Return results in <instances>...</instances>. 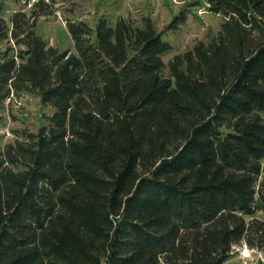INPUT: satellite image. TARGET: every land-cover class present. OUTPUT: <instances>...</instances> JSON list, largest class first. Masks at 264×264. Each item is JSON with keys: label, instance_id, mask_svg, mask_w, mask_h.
<instances>
[{"label": "trees", "instance_id": "1", "mask_svg": "<svg viewBox=\"0 0 264 264\" xmlns=\"http://www.w3.org/2000/svg\"><path fill=\"white\" fill-rule=\"evenodd\" d=\"M20 1L0 0V123L22 93L54 112L0 145V264H227L238 246L262 251L264 0H206L220 30L174 55L169 75L173 47L149 17L68 21L75 51L61 52L35 31L57 0L3 17Z\"/></svg>", "mask_w": 264, "mask_h": 264}, {"label": "rangeland", "instance_id": "2", "mask_svg": "<svg viewBox=\"0 0 264 264\" xmlns=\"http://www.w3.org/2000/svg\"><path fill=\"white\" fill-rule=\"evenodd\" d=\"M8 2L3 14L7 20L19 9L27 13L31 4ZM185 16V21L177 30L169 29L170 22L176 17ZM119 17L130 19L138 26L150 18L160 32H165V39L173 49L163 55L164 73L169 75L168 63L174 55L191 49L196 42H209L219 32L223 18L209 11L206 0H57L52 14L38 18L35 31L47 44L60 49L75 51L71 34L68 32V21H84L95 27L98 20L107 18L115 25ZM4 48V45L1 46ZM5 110L0 123V145L13 141L23 130L37 133L40 127L48 126V117L54 108L41 104L38 95L22 93L5 103ZM257 217L264 220V213L258 212ZM247 245L234 248L232 258L227 264H246L244 258L254 257V264H264V249L253 250Z\"/></svg>", "mask_w": 264, "mask_h": 264}, {"label": "built area", "instance_id": "3", "mask_svg": "<svg viewBox=\"0 0 264 264\" xmlns=\"http://www.w3.org/2000/svg\"><path fill=\"white\" fill-rule=\"evenodd\" d=\"M251 251H253V250H251ZM244 260H245L246 264H254V257L250 258V259H249V257H245Z\"/></svg>", "mask_w": 264, "mask_h": 264}]
</instances>
